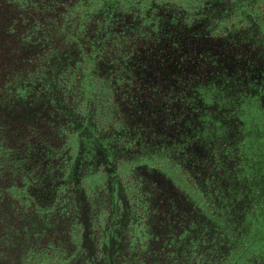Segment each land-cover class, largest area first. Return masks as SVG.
Returning <instances> with one entry per match:
<instances>
[{
    "label": "flooded vegetation",
    "instance_id": "obj_1",
    "mask_svg": "<svg viewBox=\"0 0 264 264\" xmlns=\"http://www.w3.org/2000/svg\"><path fill=\"white\" fill-rule=\"evenodd\" d=\"M0 264H264V0H0Z\"/></svg>",
    "mask_w": 264,
    "mask_h": 264
}]
</instances>
